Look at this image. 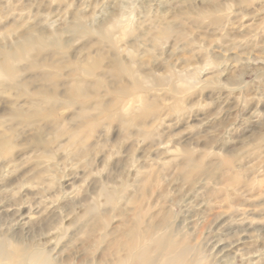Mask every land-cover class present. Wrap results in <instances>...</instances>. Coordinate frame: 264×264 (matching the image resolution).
Wrapping results in <instances>:
<instances>
[{
  "label": "rangeland",
  "instance_id": "obj_1",
  "mask_svg": "<svg viewBox=\"0 0 264 264\" xmlns=\"http://www.w3.org/2000/svg\"><path fill=\"white\" fill-rule=\"evenodd\" d=\"M27 41L0 77V240L264 264V0H0V60Z\"/></svg>",
  "mask_w": 264,
  "mask_h": 264
},
{
  "label": "bare ground",
  "instance_id": "obj_2",
  "mask_svg": "<svg viewBox=\"0 0 264 264\" xmlns=\"http://www.w3.org/2000/svg\"><path fill=\"white\" fill-rule=\"evenodd\" d=\"M116 24L115 21L111 26L117 28ZM64 33H66V31ZM29 41L22 44L13 54H5L0 60V77L2 79L16 76L18 61L25 58L33 48V43H29ZM127 70L134 76L137 82H140L141 79L136 77L134 69ZM154 236H146L139 233V235L137 234L128 244H122L121 249L125 251V254L124 256L118 257L115 264H187V256L190 251H188L186 247L171 241L169 239L171 237L170 234ZM58 257L59 256H50L45 250H34L31 246L27 245V243L25 244L21 241L12 242L0 240V264H62V260L60 261ZM63 262L64 264H73L69 263L68 260ZM78 264L86 263L79 262Z\"/></svg>",
  "mask_w": 264,
  "mask_h": 264
}]
</instances>
